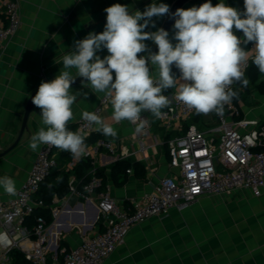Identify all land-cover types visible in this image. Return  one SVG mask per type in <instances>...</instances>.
I'll use <instances>...</instances> for the list:
<instances>
[{"label": "crops", "instance_id": "0c3cea01", "mask_svg": "<svg viewBox=\"0 0 264 264\" xmlns=\"http://www.w3.org/2000/svg\"><path fill=\"white\" fill-rule=\"evenodd\" d=\"M174 1L155 0L157 4L169 5V9ZM198 1H191L184 9L196 7ZM219 2L213 0L212 4L215 6ZM224 2L244 11V0ZM151 3L153 0H21V27L7 42L0 59V142L3 150L15 141L19 133L28 98L48 75L52 80L59 75L63 70L62 57L75 50L74 41L84 39L90 32L99 34L104 30L107 16L104 10L107 7L122 4L131 11L143 12ZM167 16L153 17L155 27L150 24L145 31L162 28ZM173 34L172 27L170 39ZM236 34L243 37L242 32ZM145 43L153 52L156 45L151 40ZM172 43L176 41L172 40ZM108 54L106 49L97 53L101 58ZM70 71L76 75L74 68ZM85 84L71 87L74 93H87L86 97H78L72 106L74 115L68 124L75 125L73 131H77L81 114L92 109L104 96L103 93H93ZM165 96L171 100L175 89ZM112 111L110 103L100 116L117 132L116 137H111L118 146L117 152L111 154L102 150L95 155L89 154L93 134L85 136L87 149L79 157L54 147L56 169L47 176L43 187L51 186L62 169L70 171V182H73L74 166L87 157H91L96 166L106 167L108 175L110 166L117 159H128L141 164L139 171L143 170L142 175L132 166L123 183L117 184L108 176L105 188L120 205L131 207L135 200L153 191L163 177L177 171L170 165L167 139L182 134L189 123L208 129L216 122L214 112L195 113L184 123V130L168 132L161 126L159 117L145 111L142 113L149 117L150 126L140 139L132 123L113 121ZM247 114L256 118L253 113ZM40 115L41 109L35 106L29 117V129L13 150L0 157V177H11L16 191L27 178L41 147L36 151L29 148L31 136L43 126ZM14 196L0 187L2 200L9 201ZM97 201L96 195L85 199L71 192L63 197L54 196L53 205L60 212L52 218L48 229L53 238L56 236L58 244L54 242L52 247L60 250V260L66 250L77 247L85 238L104 229ZM246 202L253 205L252 209L242 210ZM103 264H264V194L255 196L249 190H238L232 194L203 195L187 208H171L166 217L151 216L134 225L123 244L117 246Z\"/></svg>", "mask_w": 264, "mask_h": 264}, {"label": "clouds", "instance_id": "9594fccd", "mask_svg": "<svg viewBox=\"0 0 264 264\" xmlns=\"http://www.w3.org/2000/svg\"><path fill=\"white\" fill-rule=\"evenodd\" d=\"M104 11V30L74 41L75 50L62 57L63 70L53 80L42 81L32 97V103L41 109L43 125L30 138L32 151L49 145L74 157L85 153L86 137L68 129L74 115L72 106L78 97L87 96L71 90L76 77L85 78L93 93H103L110 101L113 121L140 122L135 129L139 133L144 126L142 112L159 117L161 109L169 105L163 94L167 89L174 88L175 99L197 114L220 113L238 95L234 83L248 86L245 69L250 58L264 74V0H244L242 12L224 0L215 6L207 0L199 7L177 8L171 14V39L163 28L145 31L150 24L155 27L153 17L170 14L167 4L153 0L143 12L114 4ZM148 40L157 46V52L149 49ZM250 42L254 47L247 49ZM102 49L109 53L104 58L97 55ZM141 53L146 55L138 56ZM173 65L179 76L172 72ZM73 68L75 76L70 71ZM81 118L96 125L103 135L117 136L96 112L84 111ZM0 187L9 195L16 194L15 181L9 176L0 177Z\"/></svg>", "mask_w": 264, "mask_h": 264}, {"label": "built area", "instance_id": "2783aa9c", "mask_svg": "<svg viewBox=\"0 0 264 264\" xmlns=\"http://www.w3.org/2000/svg\"><path fill=\"white\" fill-rule=\"evenodd\" d=\"M205 2L207 0H199L196 7ZM0 9L1 59L7 42L21 27V0H0ZM253 47L251 42L247 49ZM251 64L250 58L245 75ZM236 84L232 85L233 89ZM169 101V105L161 109V126L168 132L184 130V123L193 117L195 110L177 101L175 96ZM109 104L110 101L103 96L87 111L100 116ZM214 114L216 122L210 128L200 129L189 123L182 134L167 139L170 165L177 171L163 177L153 191L135 200L131 207L120 205L108 189H99L101 179L96 175L81 188L72 185L70 192L80 198L90 199L96 195L104 229L85 238L77 247L66 250L62 260L60 250L52 247L54 242L58 243L56 236L53 238L49 233L47 218L37 216L32 227L26 222L37 207L45 206L44 200L36 197V193L56 165L53 157L55 146L41 145L27 178L15 196L9 201L0 198V264H14V251L20 252L27 264H103L110 253L123 244L130 229L151 216L166 217L171 208H187L203 195L232 194L238 190H249L255 196L263 195L264 123L247 117L243 102L235 99L225 104L222 112ZM141 117L143 129L139 133L135 131L140 139L150 126L149 117L144 113ZM139 123L132 124L134 130ZM76 129L83 136L96 131L94 124L88 125L81 117ZM2 150L0 142V153ZM102 150L115 154L118 146L112 139L98 137L88 153L95 155ZM59 212L57 206L51 205L52 217H57Z\"/></svg>", "mask_w": 264, "mask_h": 264}, {"label": "trees", "instance_id": "16d2710c", "mask_svg": "<svg viewBox=\"0 0 264 264\" xmlns=\"http://www.w3.org/2000/svg\"><path fill=\"white\" fill-rule=\"evenodd\" d=\"M249 44L246 46V48H248ZM172 72L176 76L180 75L179 69H177L175 66L172 67ZM261 75L262 73H260L258 68L252 63L245 75V77L249 80V84L247 87H242L239 83H237L233 90L237 91L238 95L234 99L236 101H242L246 105L249 104L247 95L249 92L250 84H253L258 89V92L264 94V79H261ZM170 91L171 89L165 90L164 95H166ZM68 128L74 129L75 125L70 123L68 124ZM98 137L111 139V136H105L100 132L93 133L90 139L92 142H94ZM64 153H66V151H64ZM140 165L141 164L139 162H132L128 159H117L110 166V173L108 175L106 172V167L96 166L93 162V159L91 157H87L79 160L74 166L73 171L75 173V180L73 182H70V171H66L64 169L60 170L59 172L57 171L59 176L55 179L51 186L43 187L42 185L45 180L41 183V188L36 193V197L43 199L45 206L37 207L34 210V212L28 217L26 221L27 225L29 227H32L35 223L36 217L39 215L45 216L48 223H50L53 218L51 214V205H53L54 196H65L71 191L72 185L76 188H81L85 182L92 178L93 175H96L101 179V185L99 186V189H105L108 176L111 177L115 183L121 184L126 180L127 171L132 166L142 175L143 170L139 171ZM55 169L56 165L52 168L50 173H53ZM12 255L14 264H27V260L20 252L14 251ZM59 257H61L60 252Z\"/></svg>", "mask_w": 264, "mask_h": 264}, {"label": "water", "instance_id": "95a60500", "mask_svg": "<svg viewBox=\"0 0 264 264\" xmlns=\"http://www.w3.org/2000/svg\"><path fill=\"white\" fill-rule=\"evenodd\" d=\"M191 1H193V0H175L172 4L171 8H170V14L164 20L162 28L169 32L171 30V28L173 27V24H174V17L171 14L175 13L177 8H184V6H186ZM157 51H158V48H157V46H155L153 53H155ZM45 80H46L45 82H49L52 79L48 75V77H46ZM84 83H87L85 78L76 77L75 82L72 83L71 87L79 85V84H84ZM37 91H38V89H36L28 98V101H27L25 109H24L21 127H20L19 133H18L15 141L7 149L3 150L0 153V157L5 156L7 153H9L11 150H13L18 145V143L20 142L24 132L29 129V124H28L29 117L32 113V110L35 107V105L32 103V97H34L36 95Z\"/></svg>", "mask_w": 264, "mask_h": 264}, {"label": "rangeland", "instance_id": "374dc122", "mask_svg": "<svg viewBox=\"0 0 264 264\" xmlns=\"http://www.w3.org/2000/svg\"><path fill=\"white\" fill-rule=\"evenodd\" d=\"M261 79H264V74L261 75ZM260 79V80H261ZM248 100L249 104H245L244 106V114L248 117L247 113H253L254 116L258 119V121L263 124L264 123V95L258 92V89L250 84L249 92H248ZM246 111V112H245ZM253 205L250 202H246L242 205V210L252 209ZM49 262H51L48 256Z\"/></svg>", "mask_w": 264, "mask_h": 264}, {"label": "snow or ice", "instance_id": "6c2138e0", "mask_svg": "<svg viewBox=\"0 0 264 264\" xmlns=\"http://www.w3.org/2000/svg\"><path fill=\"white\" fill-rule=\"evenodd\" d=\"M198 190V189H197Z\"/></svg>", "mask_w": 264, "mask_h": 264}]
</instances>
